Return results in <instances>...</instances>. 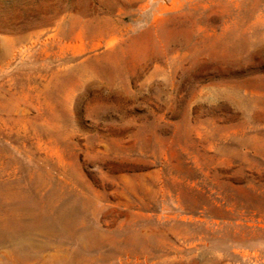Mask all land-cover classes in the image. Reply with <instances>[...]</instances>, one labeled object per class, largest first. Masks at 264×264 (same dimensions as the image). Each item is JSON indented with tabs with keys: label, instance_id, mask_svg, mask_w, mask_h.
Wrapping results in <instances>:
<instances>
[{
	"label": "rangeland",
	"instance_id": "1",
	"mask_svg": "<svg viewBox=\"0 0 264 264\" xmlns=\"http://www.w3.org/2000/svg\"><path fill=\"white\" fill-rule=\"evenodd\" d=\"M0 264H264V0H0Z\"/></svg>",
	"mask_w": 264,
	"mask_h": 264
},
{
	"label": "bare ground",
	"instance_id": "2",
	"mask_svg": "<svg viewBox=\"0 0 264 264\" xmlns=\"http://www.w3.org/2000/svg\"><path fill=\"white\" fill-rule=\"evenodd\" d=\"M6 40V39H5ZM111 43V42H110ZM11 212V211H10ZM68 221H69V217L68 216H61L59 218V222H60V226L63 228L65 226H67L68 224ZM29 231H26V232H23L22 234H17L16 237L22 239V240H26L29 238ZM12 242V241H11ZM13 244V243H12ZM19 244V243H18ZM17 244V245H18ZM20 245V244H19Z\"/></svg>",
	"mask_w": 264,
	"mask_h": 264
}]
</instances>
